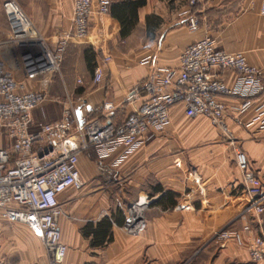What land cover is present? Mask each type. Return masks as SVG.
<instances>
[{"label": "crops", "instance_id": "1", "mask_svg": "<svg viewBox=\"0 0 264 264\" xmlns=\"http://www.w3.org/2000/svg\"><path fill=\"white\" fill-rule=\"evenodd\" d=\"M4 1L0 0V27L7 22ZM17 1L53 48L66 43L62 70L46 89V106L42 116L34 119L37 123L59 120L71 101L80 122L93 107L111 102L112 121L117 124L131 112L126 101L130 91L144 83L154 67L177 66L182 50L205 35L213 36L219 48L246 54L264 78L262 0H203L194 7L201 22L196 31L182 14L188 0H143L136 10L128 9L131 28L124 35L112 11L124 16L119 8L128 0H111L107 15L97 14L95 0L96 11L83 40L70 36L74 0ZM0 36V41L5 40L8 31ZM4 51L7 66L13 69L9 49ZM144 59L148 61L142 63ZM97 64L105 70L100 83L93 81ZM214 73L229 86L239 75L225 68ZM16 75L23 79L21 73ZM26 85L28 90L41 89L30 80ZM221 98L227 108L225 122L236 139L233 143L207 116L187 117L184 105L175 104L170 125L118 164L113 163L119 150L103 161L93 148L80 153L77 167L85 186L59 195L60 229L68 246L62 264H264V259L254 261L250 252L263 246L264 193L249 191L236 163V150L245 151L252 170L264 181V125H247L256 112L254 107L240 112V97ZM142 196L149 199L143 225L132 232L127 227L128 209ZM244 211L251 223L248 230L236 221ZM31 247L35 258L31 264H38V246Z\"/></svg>", "mask_w": 264, "mask_h": 264}, {"label": "built area", "instance_id": "2", "mask_svg": "<svg viewBox=\"0 0 264 264\" xmlns=\"http://www.w3.org/2000/svg\"><path fill=\"white\" fill-rule=\"evenodd\" d=\"M203 0H188L183 15L192 31L200 27L194 10ZM95 0H74L70 36L83 40L89 34L90 20L95 13ZM98 10L110 13L111 0H96ZM9 35L0 41V132L10 146L0 148V218L24 223L42 242L51 258V264H62L68 246L62 240L60 218L63 213L61 192L85 186L77 167L80 153L93 148L101 161L119 150L118 162L132 155L141 145L155 138L171 122V108L183 104L187 117L207 116L210 122L225 130L231 142L235 141L225 122L226 104L221 96L242 99L240 112L254 107L256 115L247 124L264 125V78L262 69L250 64L246 54L219 48L216 39L205 35L183 49L177 66L154 67L142 84H137L127 95L132 107L117 124L112 121L115 106L104 102L91 109L84 122L73 115V102L64 106L63 115L54 122H35L32 111L48 98L46 89L60 72L66 43L53 48L24 13L17 0H5ZM264 12V0L261 2ZM4 47L9 49L14 68L7 66ZM144 59L142 63L147 62ZM93 81L100 83L104 76L102 64H97ZM216 68L234 69L239 75L229 86L216 76ZM16 72L23 75L17 77ZM32 81L40 90H28ZM237 122L243 124L240 119ZM34 127V128H33ZM236 163L253 194L263 196L264 181L249 165L245 151L236 150ZM100 169L108 170L104 166ZM196 184H200L197 180ZM149 202L142 196L129 209L127 227L134 232L143 225L135 214L136 207ZM182 208L188 206L182 204ZM244 230L250 228L247 211L237 218ZM261 248L251 249V257L264 259V229ZM213 264H230L229 261Z\"/></svg>", "mask_w": 264, "mask_h": 264}, {"label": "rangeland", "instance_id": "3", "mask_svg": "<svg viewBox=\"0 0 264 264\" xmlns=\"http://www.w3.org/2000/svg\"><path fill=\"white\" fill-rule=\"evenodd\" d=\"M20 6L24 13L28 14L31 19L29 12L24 10L21 4ZM97 14H101V12L97 10ZM4 30H7L9 35L8 21L6 22L5 27H0V33L2 34ZM10 55L11 54L8 53V56ZM45 106L46 102H44L42 105H39L32 111L34 119H36V117L42 116V109H44ZM2 146H10V141L5 137V134L0 132V148ZM34 244H37L38 246V264H49L50 258L46 248L40 240H35L28 234L24 224L10 223L6 220L0 221V264H31L32 258L35 259L34 254L31 257V250L34 248L31 246H34Z\"/></svg>", "mask_w": 264, "mask_h": 264}, {"label": "trees", "instance_id": "4", "mask_svg": "<svg viewBox=\"0 0 264 264\" xmlns=\"http://www.w3.org/2000/svg\"><path fill=\"white\" fill-rule=\"evenodd\" d=\"M142 2H143V0L142 1H138L137 3L133 2L132 0H128V1H123L122 2V4H121L119 9L121 11H123V13H125L124 16H126V19H125L124 16H121V15L117 14L115 11L114 12L112 11V15L116 16L119 19L120 23L122 24V27H123V29L121 31L122 35L126 34L131 28V18L132 17L129 18V16H127L128 9H135V7L137 5H140ZM133 3H134V6H133ZM132 15H134V12L131 11V16Z\"/></svg>", "mask_w": 264, "mask_h": 264}, {"label": "bare ground", "instance_id": "5", "mask_svg": "<svg viewBox=\"0 0 264 264\" xmlns=\"http://www.w3.org/2000/svg\"><path fill=\"white\" fill-rule=\"evenodd\" d=\"M144 203H141V204H139L137 207H136V209H135V214L137 215V217H140V218H142V216H143V208H144V205H143Z\"/></svg>", "mask_w": 264, "mask_h": 264}]
</instances>
